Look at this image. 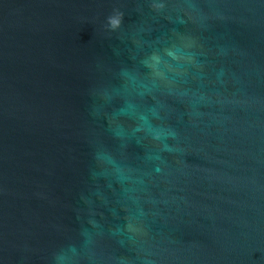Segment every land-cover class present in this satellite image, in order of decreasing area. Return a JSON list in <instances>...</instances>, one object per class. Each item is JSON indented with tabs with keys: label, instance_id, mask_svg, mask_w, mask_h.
Listing matches in <instances>:
<instances>
[{
	"label": "water",
	"instance_id": "95a60500",
	"mask_svg": "<svg viewBox=\"0 0 264 264\" xmlns=\"http://www.w3.org/2000/svg\"><path fill=\"white\" fill-rule=\"evenodd\" d=\"M0 264H264V0H0Z\"/></svg>",
	"mask_w": 264,
	"mask_h": 264
},
{
	"label": "clouds",
	"instance_id": "9594fccd",
	"mask_svg": "<svg viewBox=\"0 0 264 264\" xmlns=\"http://www.w3.org/2000/svg\"><path fill=\"white\" fill-rule=\"evenodd\" d=\"M122 20L123 14L117 13L116 15L108 17V24L113 30H115L116 28L120 27Z\"/></svg>",
	"mask_w": 264,
	"mask_h": 264
}]
</instances>
